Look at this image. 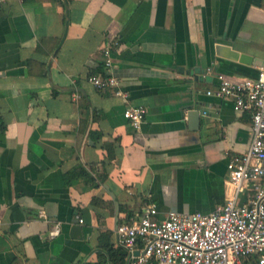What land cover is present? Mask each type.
Returning a JSON list of instances; mask_svg holds the SVG:
<instances>
[{"label":"crops","instance_id":"0c3cea01","mask_svg":"<svg viewBox=\"0 0 264 264\" xmlns=\"http://www.w3.org/2000/svg\"><path fill=\"white\" fill-rule=\"evenodd\" d=\"M116 40L122 95L88 79ZM261 66L264 0H6L0 264H129L126 248L108 247L120 250L116 227L149 204L159 218L224 204L227 164L249 149L252 119L208 91L220 74L241 82ZM140 105L137 129L124 110Z\"/></svg>","mask_w":264,"mask_h":264},{"label":"built area","instance_id":"2783aa9c","mask_svg":"<svg viewBox=\"0 0 264 264\" xmlns=\"http://www.w3.org/2000/svg\"><path fill=\"white\" fill-rule=\"evenodd\" d=\"M6 0H0V8ZM119 41L103 49L107 74L93 73L89 81L98 89H114L118 95L120 79L112 72L113 54ZM219 86L208 94L229 98L236 111L249 112L252 119V142L244 154L231 155L227 164L234 194L215 210L169 211L159 218L156 203L149 204L131 222L116 227L118 243L128 250L129 264H245L252 256L264 264V66L255 78L235 82L223 74ZM80 91L72 92L78 101ZM147 116L145 106H129L124 117L140 129ZM250 189L244 203L239 195ZM84 222V219H80ZM60 232L57 225L51 238Z\"/></svg>","mask_w":264,"mask_h":264},{"label":"trees","instance_id":"16d2710c","mask_svg":"<svg viewBox=\"0 0 264 264\" xmlns=\"http://www.w3.org/2000/svg\"><path fill=\"white\" fill-rule=\"evenodd\" d=\"M100 71H102V73H104V74H107V70L105 69V65L103 64L102 65V68H101V70ZM110 156L112 157L113 155L110 153ZM77 171V170H76ZM76 171H74L73 173H72V175L76 172ZM78 171H82L83 172V170L82 169H79ZM109 248V251L111 252V254H113V255H115L116 253H119V251H121V250H123V246L120 248V250L119 249H116V250H114V248L113 247H108ZM124 255H125V251H123V253H121V256H123L124 257Z\"/></svg>","mask_w":264,"mask_h":264}]
</instances>
